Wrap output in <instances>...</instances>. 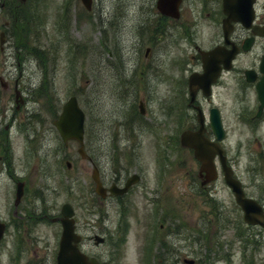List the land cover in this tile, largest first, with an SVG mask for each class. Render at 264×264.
I'll return each mask as SVG.
<instances>
[{
  "label": "rangeland",
  "instance_id": "1",
  "mask_svg": "<svg viewBox=\"0 0 264 264\" xmlns=\"http://www.w3.org/2000/svg\"><path fill=\"white\" fill-rule=\"evenodd\" d=\"M35 1H30V7L34 5V11L40 8L43 14H38V19L33 15L34 32L30 35L34 46H40L41 55L44 49L47 62L43 64L40 57L38 62L29 55L26 60L16 64L14 49L10 48L1 54L0 74L8 75L11 81L17 78L19 87H28V93H31L32 86L39 85L42 74L46 75L45 87L49 99L51 97V103L48 101L50 110L56 108L57 112L70 95H75L86 116L84 149L104 175L110 176L113 170L124 171L122 152L135 155V160L139 157V165L145 168V172L151 173L153 141L150 134L147 131L140 133L139 138L144 140L140 149L133 151L129 146L131 137L128 129L132 124L138 125L142 121L139 114L134 115L131 106L134 103L137 111L139 100L123 98L116 93L120 90L119 80L110 64L115 60L118 65L128 63L127 48L131 42L130 24L133 17L131 11L136 15L140 11L152 10L153 0H94L97 15L101 14L96 19L95 14L92 15L89 21L84 18L77 20V13L83 7L79 0H70L66 14L67 36L71 42L79 44L78 58L72 65L68 45L63 41L58 26L57 14L63 13L61 4L64 0ZM126 6L130 9L128 13L124 9ZM147 84L153 86L154 82L149 81ZM146 103L147 109L153 113L154 96L146 99ZM45 105L48 107L47 103ZM40 106L41 99L30 96L24 107L15 110L13 99L8 93L0 92V127L13 113L17 117L9 126L13 143L23 144L24 140L18 130V118L25 109L37 112ZM227 107L223 146L228 164L241 181L245 194L264 206V141L259 142L253 137L250 129L239 127L235 115ZM52 119L50 113L49 129L46 131L49 156L43 170H33L35 161L27 153L19 159L16 157L8 172L6 165L0 163V220L6 223L0 239V264H56L61 227L58 222H52L47 217L58 215L64 202L72 204L77 228L86 234L84 250L97 256L100 264H143V246L150 232L145 220L153 213L157 203L154 198L160 201L157 217L162 216L165 225L163 230H158L157 236L167 246L160 248L158 243H154L155 256L150 264H189L184 262V258L194 259V264H246L245 258L250 264H264V227L244 223L221 171L214 182L201 189L196 180L197 165L194 164L193 172L187 174L186 167L181 168L180 164H176L179 158L173 160V172L159 182L160 188L155 195L134 191L130 196L133 205L127 208L123 219L125 227L117 231L119 207L109 199L101 200L96 196L90 177V162L80 157L76 142H69L66 146L62 144ZM133 137L136 138V133H133ZM112 144H116L120 151L116 168L110 162ZM21 152L18 151V154ZM178 152L187 153L180 149ZM67 159L71 162L70 169L65 166ZM16 177L23 180L26 187V196L21 199V205H27L34 216L38 215L37 219L33 217L34 220L28 218L26 222L16 221L13 213ZM209 206L222 208L228 219H241L239 227L242 235L236 236V228L231 225L221 232L216 229V233L212 234V245L198 239V214ZM19 208L18 213L24 214V209ZM168 215L174 218L171 223ZM168 228H175L177 232L166 233ZM209 229L212 227L207 228V234H211ZM94 233L105 235V241L94 245L87 239ZM214 239L220 241L218 247ZM244 240L246 254L242 250ZM113 241H116V245L112 244ZM152 247L151 243L150 251H145L148 257Z\"/></svg>",
  "mask_w": 264,
  "mask_h": 264
},
{
  "label": "flooded vegetation",
  "instance_id": "2",
  "mask_svg": "<svg viewBox=\"0 0 264 264\" xmlns=\"http://www.w3.org/2000/svg\"><path fill=\"white\" fill-rule=\"evenodd\" d=\"M18 1L0 0V57L5 50L14 49L16 64L26 60L28 49L32 47V31L27 28L30 2ZM152 6V10L140 11L136 15L131 11L128 63L118 65L119 68L112 66L115 77L122 82L123 97L138 99L144 105L142 113L137 108L142 121L128 129L130 148L133 151L140 149L144 140L139 136L144 131L153 141L151 173L139 165V157L135 160V155L125 152H122L123 172L113 170L108 176L98 168L100 183L105 188L104 198H98L109 199L118 206L119 216L133 205L130 196L135 190L150 195L158 192L159 182L173 172L174 167H171L175 159L179 158L176 164L186 167L187 174L193 172L194 164L197 165L196 180L201 189L211 184H201L204 173L199 171L200 162L195 158L193 148L181 145V136L184 131L197 132L209 141H215L212 118H219L225 131L227 106L239 127L255 130V138L259 142L264 141V0H179L170 12L162 11L158 0H153ZM124 9L126 13L130 10L127 6ZM94 14L96 18V3L91 16ZM149 81L154 85L147 84ZM27 88L19 87L17 78L11 81L8 75L0 74V92L8 93L14 100V109L18 111L34 94L33 89L28 93ZM42 93L44 97L45 87ZM152 95L155 99L153 113L146 107V99ZM38 109L37 112L25 109L18 118L23 144L13 143L9 134V126L17 118L14 113L0 127V163L6 165L7 172L15 158L26 156V153L35 161L34 171L44 169L49 156L46 139L49 112L43 103ZM133 133H136V138ZM220 143L223 147L222 141ZM179 149L187 153H179ZM20 150L22 152L18 154ZM119 154L118 146L112 144L109 156L114 168ZM214 161L219 169L217 155ZM89 162L91 166H97L93 158ZM14 182L17 184L19 180L14 179ZM20 182L25 191V182ZM127 183L128 189L123 193L108 192V188H123ZM153 200H157L155 204L159 208V199ZM27 207L25 204L20 206L25 212H16V221L26 222L34 216ZM209 207L198 214L197 222L202 223L205 230L212 227L209 229L212 235L216 229L222 231L224 210ZM159 219L158 230H163L162 216ZM155 223V219L145 220L150 231L155 230ZM155 239L160 245L161 238L157 234Z\"/></svg>",
  "mask_w": 264,
  "mask_h": 264
},
{
  "label": "water",
  "instance_id": "3",
  "mask_svg": "<svg viewBox=\"0 0 264 264\" xmlns=\"http://www.w3.org/2000/svg\"><path fill=\"white\" fill-rule=\"evenodd\" d=\"M163 6V11H171L172 7H176L177 1L170 2V0H159ZM83 4L88 8L90 0H82ZM83 123L84 112L78 105L75 96H70L62 106V110L57 119L54 120L59 135L66 142L68 139H76L82 144L83 140ZM213 131L217 139L223 138V130L221 129L218 120L214 121ZM182 144L193 147L195 149V156L201 161V170L205 172V180L203 183L212 180L216 177L213 157L216 153L220 155L222 169L224 172V179L227 185L231 188L234 194L236 203L243 211V219L251 224H261L264 226V211L262 206L253 198L245 196L241 183L232 176V169L225 163V156L223 151L214 142L203 139L199 133L194 134V141L191 143L188 133L182 136ZM79 151H82L81 148ZM96 176V169L93 172V179ZM123 188L120 191L123 192ZM96 191L102 193L101 188L97 185ZM22 195V185H17L16 200L17 203ZM62 217L60 219L62 224V233L59 240V248L56 256L57 264H97L95 258H88L84 253L80 252L76 246L79 236L74 233L73 225V208L69 203H64L61 206ZM4 230V223L0 222V238ZM103 238L95 236L96 243L102 241Z\"/></svg>",
  "mask_w": 264,
  "mask_h": 264
},
{
  "label": "trees",
  "instance_id": "4",
  "mask_svg": "<svg viewBox=\"0 0 264 264\" xmlns=\"http://www.w3.org/2000/svg\"><path fill=\"white\" fill-rule=\"evenodd\" d=\"M32 51H33V53H34L35 57H37V58H38V57L42 58V55H41V50H39V48H38V47H36V46H33V49H32ZM49 101H50V103H51V97H50ZM53 113H55V111H53Z\"/></svg>",
  "mask_w": 264,
  "mask_h": 264
}]
</instances>
